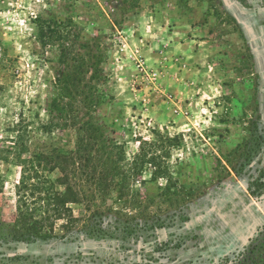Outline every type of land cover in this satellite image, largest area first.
<instances>
[{
	"label": "rangeland",
	"instance_id": "obj_1",
	"mask_svg": "<svg viewBox=\"0 0 264 264\" xmlns=\"http://www.w3.org/2000/svg\"><path fill=\"white\" fill-rule=\"evenodd\" d=\"M37 17L57 22L54 44L37 42ZM87 121L137 173L121 199L84 184L66 208L86 264H230L242 251L264 264V197L245 187L264 161L261 0H0V234L16 220L15 152L73 149Z\"/></svg>",
	"mask_w": 264,
	"mask_h": 264
},
{
	"label": "trees",
	"instance_id": "obj_2",
	"mask_svg": "<svg viewBox=\"0 0 264 264\" xmlns=\"http://www.w3.org/2000/svg\"><path fill=\"white\" fill-rule=\"evenodd\" d=\"M261 1L264 4V0ZM58 28L54 19L36 18V40L41 47L55 43V38L60 35ZM78 75L75 72L74 77L69 79L75 87L74 91L80 85ZM71 93L65 84L64 89L60 88L56 92L53 104ZM97 131L95 124L87 121L78 127L73 149L54 148L27 157L23 156L26 149L15 152V163L22 168V177L17 186L16 220L10 232L0 234V248H3L0 250V264H86L78 244L80 235L70 232L79 220L75 217L66 218V208L81 203V194L84 192H81L80 187L84 184L93 185L104 196L112 190L117 191L121 199L129 189L132 172L137 173L133 168L124 166V153L120 151L114 154L109 145L106 146L96 136ZM253 146L256 153L263 151L264 136H256ZM238 156L244 158L241 152ZM143 157L145 160L146 155ZM145 162L155 168L151 178L170 180L167 170L157 164L155 157L150 156ZM54 173L59 176L51 178ZM255 173V176L245 180V187L250 197L259 199L264 197V161ZM236 174L243 179L242 168ZM26 192L30 202L23 196ZM64 220L63 227L66 230L59 233L55 230L56 223ZM120 241L123 242V239ZM10 243H25L31 252L18 254L7 246ZM164 245L156 243L155 251L158 252L159 246ZM244 255L245 251L239 252L228 263L244 264Z\"/></svg>",
	"mask_w": 264,
	"mask_h": 264
},
{
	"label": "flooded vegetation",
	"instance_id": "obj_3",
	"mask_svg": "<svg viewBox=\"0 0 264 264\" xmlns=\"http://www.w3.org/2000/svg\"><path fill=\"white\" fill-rule=\"evenodd\" d=\"M158 240H156V243L157 244H159V245H161L162 243H160V242H157ZM155 245V244H154ZM155 250V248H153V251Z\"/></svg>",
	"mask_w": 264,
	"mask_h": 264
}]
</instances>
